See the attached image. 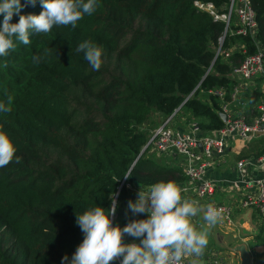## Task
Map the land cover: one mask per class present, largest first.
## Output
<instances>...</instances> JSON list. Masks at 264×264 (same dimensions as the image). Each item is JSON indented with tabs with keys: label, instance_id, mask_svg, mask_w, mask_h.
Returning a JSON list of instances; mask_svg holds the SVG:
<instances>
[{
	"label": "trees",
	"instance_id": "obj_1",
	"mask_svg": "<svg viewBox=\"0 0 264 264\" xmlns=\"http://www.w3.org/2000/svg\"><path fill=\"white\" fill-rule=\"evenodd\" d=\"M195 1L228 2L97 0L75 29L54 26L0 57V102L10 108L0 112V131L16 147L13 161L0 167V264H62L65 255L70 264L83 240L76 213L96 205L107 212L117 192L111 220L123 228L147 218L128 208L140 186L185 181L176 159L148 148L140 154L149 132L175 112L169 123L183 114L203 132L221 129L219 104L206 92L229 89L230 71L243 59L219 57L208 72L224 25L196 11ZM251 1L256 38H227L224 47L243 43L251 54L257 42L264 50V0ZM42 10L36 0L21 14ZM84 41L102 50L99 70L77 50ZM123 241L139 243L128 234Z\"/></svg>",
	"mask_w": 264,
	"mask_h": 264
},
{
	"label": "clouds",
	"instance_id": "obj_2",
	"mask_svg": "<svg viewBox=\"0 0 264 264\" xmlns=\"http://www.w3.org/2000/svg\"><path fill=\"white\" fill-rule=\"evenodd\" d=\"M36 0H0V57H7L17 47L31 43L30 35L50 33L54 26L76 28L85 15L91 16L97 9V0H40L42 11L38 15L21 14L27 5L35 6ZM17 23H11L13 15ZM84 59L99 70L102 50L84 41L78 46ZM39 57H33L38 61ZM10 108L0 102V112ZM16 147L10 137L0 131V167L13 161ZM16 162L19 158L16 157ZM131 174L124 176L130 177ZM182 189L172 181H159L140 189L135 202L129 200L128 208L135 214L147 213L146 219L132 220L123 228L113 225L110 219L116 212V200L107 208L95 206L83 214L76 213L83 240L72 255L70 264H110L122 257L121 264H182L184 257H192V264H200L199 258L209 243V232L222 219L223 209L213 205L201 207L195 200L182 199ZM203 213V225L197 227L192 219ZM128 234L139 243H125ZM68 257H62V264Z\"/></svg>",
	"mask_w": 264,
	"mask_h": 264
},
{
	"label": "built area",
	"instance_id": "obj_3",
	"mask_svg": "<svg viewBox=\"0 0 264 264\" xmlns=\"http://www.w3.org/2000/svg\"><path fill=\"white\" fill-rule=\"evenodd\" d=\"M193 7L196 11L207 14L214 22L224 25L208 72L219 57L227 61L235 53L243 56V59L230 71L229 78L233 85L229 89L218 87L206 92L208 97L218 102V115L225 116L226 121L223 122L221 129L203 132L194 120L185 124V128L173 127L169 123L172 118L169 117L149 132L148 140L141 151L148 148L158 156L176 159L190 186L189 189L198 198L207 199L218 188L207 174L217 161L225 162L223 157L228 145L232 142L246 143L254 139H264V50L257 42L255 43L257 50L251 54L247 52L243 43H231L228 47H224L227 38L236 36L250 37L253 40L256 38L258 25L251 0H228L220 8H216L212 3L195 1ZM258 78H261L256 82L259 86V100L254 106L249 107L244 101V90L249 85L257 88L255 81ZM257 166L263 172L260 176L250 180L240 178L235 187L238 188L239 182L243 184V188L245 187L247 191L242 206L253 207L259 219L264 222V151L254 158H243L236 162V170L240 173L246 168ZM207 205L223 209L222 220L228 225L233 223L231 206L214 202H209ZM182 264H190V262L183 259ZM214 264L218 262L215 261Z\"/></svg>",
	"mask_w": 264,
	"mask_h": 264
},
{
	"label": "crops",
	"instance_id": "obj_4",
	"mask_svg": "<svg viewBox=\"0 0 264 264\" xmlns=\"http://www.w3.org/2000/svg\"><path fill=\"white\" fill-rule=\"evenodd\" d=\"M249 87L251 88H247L248 96L245 98L248 106L251 107L254 103H250L252 97L250 95L256 87L252 85ZM259 140H262V143H254ZM262 151H264V139L261 138L246 143H230L223 157L225 162L217 161L207 174L208 178L218 186L207 199L198 198L189 189L187 180L176 184L180 188H186L181 192L182 199L195 200L201 207L209 202L232 207L233 223L228 225L221 219L210 229L209 243L204 255L199 258L200 264H214L215 261L218 264H243V255L248 259V264H264V222L259 219L253 207L242 206L247 191L245 187L243 188V184L239 182L238 188L235 187L240 178L250 180L263 173L259 166L246 168L240 173L236 170V162L243 158H254ZM192 222L197 227L203 225V213L193 218ZM120 259L122 260V257ZM184 259L192 264V257L186 256Z\"/></svg>",
	"mask_w": 264,
	"mask_h": 264
},
{
	"label": "rangeland",
	"instance_id": "obj_5",
	"mask_svg": "<svg viewBox=\"0 0 264 264\" xmlns=\"http://www.w3.org/2000/svg\"><path fill=\"white\" fill-rule=\"evenodd\" d=\"M235 19V17H234ZM261 80V78H258L256 81H255V85H256V82ZM257 86V85H256ZM245 88V87H244ZM247 88H251V87H247ZM247 88L244 90L242 89V91L244 90V95L245 93H247ZM259 92V91H258ZM200 99L201 100H207L203 95H200ZM186 117L182 115H180L178 118H177V121L176 122H172L171 124L174 125L173 127H179V128H183V124L185 123L186 124ZM254 143H262V140H259V141H254ZM146 190V189H145ZM138 194V191H136L135 195L137 196Z\"/></svg>",
	"mask_w": 264,
	"mask_h": 264
},
{
	"label": "water",
	"instance_id": "obj_6",
	"mask_svg": "<svg viewBox=\"0 0 264 264\" xmlns=\"http://www.w3.org/2000/svg\"><path fill=\"white\" fill-rule=\"evenodd\" d=\"M175 113H176V112H175ZM175 113H174L173 115H175ZM173 115L170 117V119L173 117ZM220 118H221L222 122H225V121H226L225 116H220ZM141 153H142V151H140V154H141ZM131 166H132V165H131ZM116 195H117V192H116V194H115V196H114L113 199L116 198ZM110 219H112L111 216H110ZM120 260H121L120 258L118 259V261L116 260L118 264H121V261H120ZM243 264H248V259L246 258L245 255H243Z\"/></svg>",
	"mask_w": 264,
	"mask_h": 264
}]
</instances>
